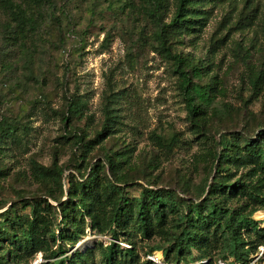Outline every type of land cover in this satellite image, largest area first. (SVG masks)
<instances>
[{
    "label": "rangeland",
    "instance_id": "rangeland-1",
    "mask_svg": "<svg viewBox=\"0 0 264 264\" xmlns=\"http://www.w3.org/2000/svg\"><path fill=\"white\" fill-rule=\"evenodd\" d=\"M177 1L0 0V211L13 204L28 213L24 200L49 198L52 188L67 198V185L61 193L39 175V166L64 169L63 182L69 174L83 179L92 163L114 178L109 157L129 197L150 187L200 201L220 174L264 190L256 161L216 158L222 144L238 137L243 151L246 140L264 131V0H191L187 21L168 36ZM190 64L201 67L193 81L208 93L194 103L203 109L198 124L181 82L180 71L190 72ZM77 103L78 113L68 111ZM8 130L14 137L4 134ZM244 198L233 197L229 206L251 202ZM260 211L253 218L264 227ZM166 223L149 236L127 232L116 240L109 231L87 228L64 257L88 247V264H109L102 251L114 241L113 264H151V248L168 246L178 230L177 215L169 212ZM198 256L193 248L190 263L173 264H208ZM211 256L210 264H264V243L242 261L228 252ZM45 258L26 253L11 264H59Z\"/></svg>",
    "mask_w": 264,
    "mask_h": 264
},
{
    "label": "trees",
    "instance_id": "trees-1",
    "mask_svg": "<svg viewBox=\"0 0 264 264\" xmlns=\"http://www.w3.org/2000/svg\"><path fill=\"white\" fill-rule=\"evenodd\" d=\"M190 1H177L176 10L166 27L168 36L177 35L187 21L186 4ZM27 22L35 24L33 18H28ZM190 65V72L180 71L181 82L188 94L192 121L198 124L201 123L198 116L203 109L199 106L200 103H194L197 99L200 102L207 100L208 93L202 91L200 84L193 81V76L200 73L201 67L199 64ZM68 111L78 113L80 105L77 103L73 107L70 104ZM4 134L10 137L15 135L10 130ZM81 140L79 138L76 141L77 149L80 148ZM222 145V150L216 154L218 162L225 160L234 164H245L250 159L264 169L263 130L258 139L245 141L243 151L239 149L238 137ZM83 160L82 156L81 161ZM116 162L109 157L114 178L108 177L106 173L102 175L103 171L98 170L96 166L92 167V163L90 171L83 175V179L76 180L69 174L66 182L62 181L64 169L39 166V175L43 179L49 177L61 193L64 185H67V198L61 199L52 192V188L49 190V198L39 196L24 200L21 208L29 207L28 213L20 211L13 204L0 211V218L3 219L0 222V264H11V260L21 262L26 253H41L42 259L46 257L45 260L55 257L58 258L59 264H78L81 261L88 264V258L93 254V250L88 247L83 252L75 251L69 258L64 257L66 246L75 245L80 236L86 233L87 228L101 233L109 231L113 240L118 239L119 233L127 232H141L149 236L155 226L162 227L167 224L169 212L177 215L179 220L178 230L173 233L174 239L164 248H151L152 254L155 250H162L164 264H173L180 258L190 263L186 255L193 248L199 252L197 260L208 264L212 262V251L228 252L235 257L236 262L242 261L244 256L255 252L259 244L264 243V227L253 218L255 211L264 210V190L252 188L247 182L224 180L226 174H220L209 183L208 194L200 201L179 199L171 190L150 187H144L138 196L129 197L121 185L124 181L116 176ZM241 194L246 195L244 199L251 202L241 208H231L229 204L232 198ZM51 199L57 204H53ZM182 202L186 203L184 211L180 210L179 203ZM109 245L107 250L102 251V255L107 263L113 264L118 244L112 241ZM128 251L134 254L133 249ZM4 253L7 255L4 256ZM193 260L195 261L194 258ZM149 262L156 263L150 257ZM245 262L247 263V260Z\"/></svg>",
    "mask_w": 264,
    "mask_h": 264
},
{
    "label": "built area",
    "instance_id": "built-area-1",
    "mask_svg": "<svg viewBox=\"0 0 264 264\" xmlns=\"http://www.w3.org/2000/svg\"><path fill=\"white\" fill-rule=\"evenodd\" d=\"M153 261L161 263L162 262V256L159 258L158 256H156L155 254H152L149 256ZM43 261V259L41 260V262ZM221 264H224L222 262H220Z\"/></svg>",
    "mask_w": 264,
    "mask_h": 264
},
{
    "label": "bare ground",
    "instance_id": "bare-ground-1",
    "mask_svg": "<svg viewBox=\"0 0 264 264\" xmlns=\"http://www.w3.org/2000/svg\"><path fill=\"white\" fill-rule=\"evenodd\" d=\"M263 213H264V211H260V212H258L259 215H263ZM157 255H158V256H161V252H160L159 250L157 251Z\"/></svg>",
    "mask_w": 264,
    "mask_h": 264
}]
</instances>
